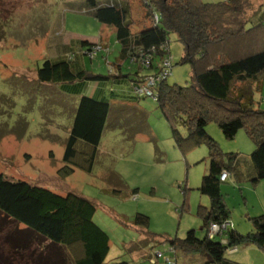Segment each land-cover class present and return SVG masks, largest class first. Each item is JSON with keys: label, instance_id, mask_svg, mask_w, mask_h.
I'll use <instances>...</instances> for the list:
<instances>
[{"label": "trees", "instance_id": "1", "mask_svg": "<svg viewBox=\"0 0 264 264\" xmlns=\"http://www.w3.org/2000/svg\"><path fill=\"white\" fill-rule=\"evenodd\" d=\"M141 1L145 19L151 26L146 25L138 32L131 30L127 2L87 0V11L100 24L113 28L119 46L118 63L128 61L136 65L135 77L141 70L152 69L155 58L159 65L154 75L159 73L163 61L169 62L171 70L168 58L171 33L183 47L178 64H188L191 68L192 80L188 86L169 84L167 78L158 83L155 102L169 126L176 148L184 153L200 144L206 145L208 169L201 178L198 192L208 197L209 206H200L197 211L202 220V237L189 230L183 239H165V242L172 251L178 249L201 255L204 264H239L226 259L225 254L237 245L254 244L264 249V210L251 219L254 232L239 234L231 224L213 238L207 233L211 224L229 222L230 211L221 192L222 172H228L229 179L233 177L237 183L247 180L253 186L264 179V110H260L255 101L264 78V50L260 48L264 16L255 23L251 22L252 17L245 19L251 8L249 0ZM92 44L78 43L82 49L88 46L87 53L93 49ZM78 61L70 51L65 58L43 60L36 71L38 82L56 85L60 93L69 92L79 97L68 110L73 116L64 143L63 166L57 171L60 177L72 174V167L91 172L110 114L108 100L80 95V84H121L129 79L132 98H141L134 90L146 78L135 79L131 74L120 72L94 74ZM109 93L117 96L112 89ZM4 97L0 96L1 103L7 101ZM127 109L123 110L130 115ZM137 111L140 113L136 116L138 124L143 126L144 113ZM210 121L217 124L225 139L232 140L243 129L254 144L249 155L253 172L247 179L243 178L241 157L223 153L207 134L206 126ZM180 128L185 130V135ZM156 154H159L158 149ZM112 176L117 179L112 172L104 177L111 180ZM112 193L120 195L121 191L114 189ZM94 213V204L72 191L58 194L44 186L0 174V264H104L109 252V237L93 222ZM148 224L149 218L142 214H136L132 221L145 242H157L156 235L146 230ZM223 236L226 243L222 242ZM169 260L168 263H172Z\"/></svg>", "mask_w": 264, "mask_h": 264}, {"label": "rangeland", "instance_id": "2", "mask_svg": "<svg viewBox=\"0 0 264 264\" xmlns=\"http://www.w3.org/2000/svg\"><path fill=\"white\" fill-rule=\"evenodd\" d=\"M120 1L130 6L132 32L151 26L145 19L141 0ZM221 1L224 0H201L203 3ZM249 4L251 8L245 19L252 17V23L258 22L264 16V0H249ZM87 10V0H0V96L7 100L0 102V174L44 186L58 194L72 191L91 201L95 206L93 222L109 237L107 261L112 264H152L149 259L157 252L162 258L154 257L157 260L154 264H204L197 253L172 251L165 239H183L189 230H194L197 237L204 234L197 211L200 206H209L208 197L198 192L208 169L207 147L200 144L184 153L176 148L169 126L151 98L128 101L142 109L141 126L136 117L140 113L129 108L131 114L127 115L125 107L114 108V100L107 91L106 98L113 109L91 172L72 167L73 173L66 177L57 173L63 166L64 143L72 123L73 113L68 110L78 99L72 96L69 100L56 85L38 82L37 68L43 60L55 57L70 41L91 38L97 40L91 52H86L85 45L83 51L75 52L82 53L84 69L102 75L112 69L114 73L117 71L113 66H116L114 62L118 63L119 46L114 30L101 26L86 14ZM261 37L260 48L264 50V32ZM168 49L172 68L166 81L190 85L191 68L188 64H178L183 47L173 33L168 37ZM158 62V58L153 61L156 66ZM120 64L123 73L134 66L128 61ZM116 87L107 84L108 90ZM261 90L255 94V101L264 110V78ZM179 131L185 135V130ZM206 132L223 153L241 157L240 167L245 173L254 144L244 130L227 140L217 124L210 121ZM110 172L118 180L114 176L111 180L104 177ZM114 189L120 190V195L112 193ZM259 189L247 180L237 183L233 177L221 184L224 202L230 211L229 222L239 234L255 231L251 219L264 209L258 208L262 203L258 199L264 196V189L262 192ZM136 214L149 218L146 230L156 235L157 242H145L139 229L132 225ZM236 247V252H226V259L239 264H264V249L254 244ZM167 257L172 263L165 261Z\"/></svg>", "mask_w": 264, "mask_h": 264}, {"label": "crops", "instance_id": "3", "mask_svg": "<svg viewBox=\"0 0 264 264\" xmlns=\"http://www.w3.org/2000/svg\"><path fill=\"white\" fill-rule=\"evenodd\" d=\"M78 12V11H77ZM89 13V11H86V14L87 15H90V14H88ZM91 16V15H90ZM94 18V17H93ZM95 19V18H94ZM96 20V19H95ZM98 22V21H97ZM101 26H104V25H102L101 24ZM113 33H114V31H113ZM91 38H88V39H86V38H82L81 40H80V38H79V40L78 39H75V41H70L69 42V44L67 45V46H64L63 48H60V50H58L56 53V56L55 57H52V58H50V59H52V60H55V59H61V58H65V57H67V54H68V52H72V53H75L76 52V50H83L82 49V47L81 46H79L78 45V43H79V41H87V42H89V43H95V41L97 42V40H95L94 41V39L93 40H90ZM116 42V41H115ZM117 44V43H116ZM117 46H118V44H117ZM73 48H75L74 50H73ZM117 53H118V51H117ZM81 54L82 53H80L79 55L78 54H75L76 56H77V58H78V62L80 63L79 65L80 66H82L83 67V65H82V60L80 59V56H81ZM118 55V54H117ZM115 64L114 65H116V66H113V67H115L116 69H117V71H116V73H122V74H131V76L130 77H134L135 79H139V78H141V77H147V76H149V75H153V74H155L156 72H157V66L156 65H154V63H153V65H154V67L152 68V69H146V70H141V71H139V73H138V76H134V73L136 72V68H135V65L134 66H132L131 67V69L129 70V72L127 71V72H125V73H123V71H122V69H121V65L122 64H119V63H116V62H114ZM113 65V64H112ZM158 65H159V62H158ZM119 66V67H118ZM112 67V68H113ZM84 68V67H83ZM134 69V70H133ZM86 70V69H85ZM114 70L115 69H112V71L111 72H109V73H114ZM94 73V72H93ZM114 85H116L117 87L116 88H113L114 89V91L117 93V96H111V98L114 100V104H112V106L114 107V108H120V107H126V108H134V109H137V110H139V111H142V109H140L139 107H137V106H135V105H133V104H131V103H128V101H132V96H131V94H132V89H131V83L129 82V79H126L124 82H122L121 84H116V83H113ZM81 85V89H79V93H80V95H86V96H89V97H94V98H97V99H107L106 98V95H107V91L109 92V90L107 89V84H97V83H91V84H80ZM262 88V87H261ZM57 89H58V86H57ZM262 91V90H261ZM61 95H63V97H66V98H68L69 100H71V98H72V96H71V93H67V94H65V93H61ZM76 97V96H75ZM79 97H77V99H78ZM73 104H75L76 102L75 101H73L72 102ZM118 103V104H117ZM112 107H111V105H110V112L112 111ZM109 112V113H110ZM251 148V147H250ZM252 172H253V170H252V167H251V165H249L248 167H247V169H246V172L245 173H243L244 174V176L245 177H248L250 174H252ZM232 178H230V179H228V180H231ZM227 180V181H228ZM226 181V182H227ZM255 188H257V189H259V190H261V192L263 191V189H264V180H262V181H260L259 183H257L255 186H254ZM260 201H262V203L260 204V206L258 207L259 209H260V207L262 208V207H264V196H261V198L259 197V199H258V202H260ZM264 210V209H263ZM230 224H232L231 222H229ZM20 228H23L22 226H20ZM223 240L222 241H226L225 239V237L223 236ZM237 251V248L234 250V251H232V253L233 252H236ZM229 253H231L230 251H228ZM107 257H108V255L106 256V259H105V262H104V264H112V262L111 261H107ZM167 258H170V257H167ZM171 259V258H170ZM150 261H151V263L152 264H154L157 260L154 258V256L152 257V258H150L149 259Z\"/></svg>", "mask_w": 264, "mask_h": 264}, {"label": "built area", "instance_id": "4", "mask_svg": "<svg viewBox=\"0 0 264 264\" xmlns=\"http://www.w3.org/2000/svg\"><path fill=\"white\" fill-rule=\"evenodd\" d=\"M94 49V48H93ZM169 62L163 61L161 68L159 69V73L156 75H149L145 78L143 84L139 86L138 89L134 90L135 94L138 97L141 98H151L153 101H156V95H155V88L163 79H166L171 73V70L169 68ZM264 100V98H262ZM230 175L228 172L224 171L220 175V182L224 183L229 179ZM231 224L229 222L224 223L222 225L217 224H211L208 228V237L213 238L214 236L224 232L227 228H229ZM223 243H226V241H222ZM236 248L229 249L228 251L232 252ZM155 258L160 259L162 258V254L157 252L155 253ZM166 262H170L169 258L165 259Z\"/></svg>", "mask_w": 264, "mask_h": 264}]
</instances>
